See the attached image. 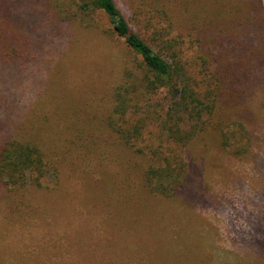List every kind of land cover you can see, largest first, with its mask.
I'll list each match as a JSON object with an SVG mask.
<instances>
[{
	"label": "rangeland",
	"instance_id": "obj_1",
	"mask_svg": "<svg viewBox=\"0 0 264 264\" xmlns=\"http://www.w3.org/2000/svg\"><path fill=\"white\" fill-rule=\"evenodd\" d=\"M27 1L17 14L36 53L24 80L33 97L14 137L37 145L46 169L39 183L0 180V264H264V9L116 0L216 102L194 131L168 89L148 87L143 60L106 16L63 0L65 23L49 8L60 0ZM231 125L246 128L247 152L222 147ZM174 160L169 186L150 184Z\"/></svg>",
	"mask_w": 264,
	"mask_h": 264
},
{
	"label": "trees",
	"instance_id": "obj_2",
	"mask_svg": "<svg viewBox=\"0 0 264 264\" xmlns=\"http://www.w3.org/2000/svg\"><path fill=\"white\" fill-rule=\"evenodd\" d=\"M78 1L79 4L76 5L81 11L98 12L106 16L112 32L122 38L125 44L143 60L144 76L148 87L154 89L163 86L168 89V93L172 95V109L176 112L186 113L188 119L192 121L194 131L197 127L199 128L202 124V116L205 113L211 115L216 102L213 99L202 100V94L182 77L179 66L168 62L141 36L139 30L136 31L132 28L116 0ZM20 4L21 0H0V180L23 184L29 179L39 183L40 177H43L46 169V163L44 155L37 145L14 137V129L21 122L24 113L27 112L25 105L33 97L29 91L27 92L28 86H31L30 82L27 85L24 80L26 81L29 77L27 74L29 58L36 56L34 48L29 46L30 40L25 27L27 22L24 18L25 15L17 14ZM56 4L59 9H57L58 7H49L50 10L59 13L65 23H68L71 17L69 8L63 7V0H60L59 4L56 1ZM254 5L264 9L263 0H255ZM167 49L166 47L165 50ZM254 53L246 49L242 55L243 60L247 58L254 65L256 62ZM28 56L29 58H27ZM223 76L222 79H224ZM39 82L42 81L33 83V86ZM119 105H123V102H120ZM231 126L233 127V125ZM231 126L222 130V147L237 144L240 146V152H247L249 134L246 128L244 126L232 128ZM193 130L186 133V140H189L193 135ZM172 166L166 163L156 168L157 173L154 176H157V179L154 181L151 173L150 184L169 186L170 183H165L162 179L167 177L171 182L169 175L178 167L175 160ZM176 181L177 177L173 178V182Z\"/></svg>",
	"mask_w": 264,
	"mask_h": 264
}]
</instances>
